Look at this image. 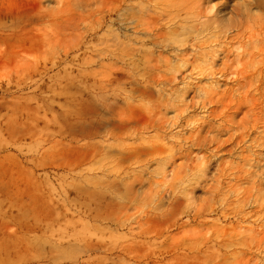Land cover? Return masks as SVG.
<instances>
[{"label": "rangeland", "instance_id": "1", "mask_svg": "<svg viewBox=\"0 0 264 264\" xmlns=\"http://www.w3.org/2000/svg\"><path fill=\"white\" fill-rule=\"evenodd\" d=\"M0 264H264V0H0Z\"/></svg>", "mask_w": 264, "mask_h": 264}, {"label": "bare ground", "instance_id": "2", "mask_svg": "<svg viewBox=\"0 0 264 264\" xmlns=\"http://www.w3.org/2000/svg\"><path fill=\"white\" fill-rule=\"evenodd\" d=\"M198 16H200V17L204 16L203 9L200 10V13L198 14Z\"/></svg>", "mask_w": 264, "mask_h": 264}]
</instances>
